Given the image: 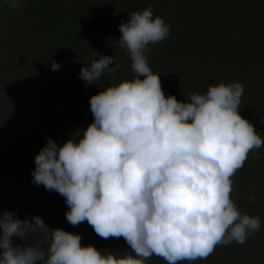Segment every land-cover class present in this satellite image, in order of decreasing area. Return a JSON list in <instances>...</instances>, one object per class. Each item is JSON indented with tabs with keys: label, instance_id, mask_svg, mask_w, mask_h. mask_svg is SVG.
I'll return each instance as SVG.
<instances>
[{
	"label": "clouds",
	"instance_id": "obj_1",
	"mask_svg": "<svg viewBox=\"0 0 264 264\" xmlns=\"http://www.w3.org/2000/svg\"><path fill=\"white\" fill-rule=\"evenodd\" d=\"M4 3L18 11L23 0ZM118 29L133 78L90 97L93 121L86 129L62 144L46 137L30 174L35 185L65 199L70 225L86 221L103 239L122 237L130 251L82 246L79 234L50 230L39 216L21 220L4 211L0 264H145L153 255L167 264H192L260 230V218L242 214L231 199L232 178L248 154L264 146L238 111L245 86H209L187 102L166 97L146 52L170 35V25L149 6ZM121 67L114 56H99L78 78L92 86L105 74L115 78ZM59 68L51 63L52 71Z\"/></svg>",
	"mask_w": 264,
	"mask_h": 264
},
{
	"label": "trees",
	"instance_id": "obj_2",
	"mask_svg": "<svg viewBox=\"0 0 264 264\" xmlns=\"http://www.w3.org/2000/svg\"><path fill=\"white\" fill-rule=\"evenodd\" d=\"M232 1L235 3L203 9L207 7L203 0H23L22 7L18 11H14L4 3V0H0V7H4L7 12L9 11L8 14H5L1 13L0 10V59H3V63L6 61L12 66H17L20 60L31 58L28 63L24 64V67L29 64V68L33 69L37 74L38 80L41 82L44 91L50 92L51 96H53V98L55 97V101L62 105L63 109L58 108L61 110L59 112L65 119L68 118L72 122L76 120L75 115L78 117L83 116L79 111L82 112V109L90 110L89 99L91 96L108 87L106 86L105 88L98 89L92 86H86L85 82L78 78L81 67L83 65L89 66L91 61L96 58L98 59L99 56H114L116 60L118 57H121L124 62H126V60L129 59L127 52L118 45L117 41L121 36L118 25H120L121 22L126 23L129 20V14L132 12H139L151 6L154 17L159 16L163 18L165 23L170 25L171 29L170 35L166 38L168 41L161 50L158 49L160 46L159 43H157L149 45L153 51L146 52L148 64L153 73L160 75L162 88L166 86L167 88L177 89L170 82L174 81V78L175 80L176 78L178 79L177 73L180 70L188 68L186 63L190 61L193 65L191 67H193L194 70V81H191L190 84L193 86V84H197L198 82V84H200L203 82V84L198 85V87L207 91L209 86L218 85L220 83L227 85L234 81L245 80L252 75L257 76L261 71L258 67H264V47H262L264 46V15L260 14V11L256 9L260 7V5L264 6V1H261L262 3L260 0ZM259 3L261 4L259 5ZM233 9H235V15L238 14L239 9H241L242 12L241 22L243 24L241 27L235 29L245 30L250 36V41L246 43V48H244L242 52H237L238 49L233 46V43H235L233 38L235 30L233 31V35L231 34L232 37L227 34V39H224L223 43L220 44L222 48L225 49L223 55L220 51L214 54L209 50L201 51V44H199V47L194 45L198 42L197 39L199 38L198 36H200L198 34L199 32H197L200 29L195 28V25L199 24V27H208L209 23H211L209 28L212 33V29L218 28L215 26L212 27V24L214 22L218 23L220 18L225 20L229 17L234 21L233 18L229 16ZM212 11H215L219 16L223 12H225V14L219 17L218 20L216 18L215 21L211 15ZM9 14L14 16H10ZM224 25L226 24L224 23ZM235 25L236 22H234L233 25L229 24L228 29H234ZM186 28L191 33L186 34ZM5 30L7 34L4 35L2 33ZM222 37V35H216L214 37V42L220 41L223 39ZM208 38L210 37L208 36L207 39ZM203 39H205V37H203ZM7 40L15 41L16 46H6L5 43ZM182 51H185L184 55H180ZM94 52L98 54L97 57ZM221 55L227 57V60L232 61L229 67H227V65H220L222 61ZM240 55H245V58L253 60L255 66L253 68L250 67L247 60L242 59L243 57ZM19 56L22 59H20ZM185 57H187L188 61L185 60ZM200 57L204 59L203 62L202 60L200 61ZM53 61L60 65L57 71L51 70V63ZM209 62H216L220 69H218V72L213 70L211 73L213 75L210 74L209 79H206L208 74L206 63ZM128 71L132 72V69L129 68ZM222 71L223 73L220 74ZM28 77L29 76H26L19 80L22 88H25L24 82ZM105 77L106 74L102 76L100 80L105 79ZM132 77L133 76L130 75V78ZM14 85L16 86V81L7 84L4 83L3 89H9V87H11L10 90H12V86ZM112 85L114 84L111 82L109 86ZM243 95L249 97V101H255L254 95H256V89L250 91L246 90ZM247 100L242 102L243 104L247 103L244 112L248 104H255ZM56 111L58 110L56 109ZM89 112L91 111H88V113ZM244 112H241V115H244ZM257 113H255V115L247 113V120H253L252 117H258L259 114ZM48 115L53 117L50 113H48ZM92 121L93 118L86 124L84 123V129H86ZM14 122L18 125V121L10 120L11 124ZM62 122L63 125H69V123H71L68 122L67 119L66 122ZM58 124L59 123L53 124L54 129L59 127ZM53 127L51 126V128ZM0 128H2L0 132H3V135H11L14 132L12 128L8 130L2 123H0ZM259 129L261 131L264 130L261 128ZM262 134L264 135V131ZM0 143H2L1 136ZM258 152L260 156L259 159L256 158V150L250 152L255 165L260 161V166L258 167L260 169L258 170L256 167L252 169L253 180H255V183L261 182L264 192V146H262ZM18 155L10 156L13 161L10 158H8V160L11 162L17 160L21 163H29L27 160L31 158L30 154L29 156L27 153L22 154L19 149ZM32 160L34 161V157H32ZM251 164H248L249 170L247 169V174L251 169ZM24 180H29V175L27 178L24 176ZM254 184L252 186H254ZM250 192L251 191L247 189L245 193L242 191L238 193L237 198L234 196V200H236L235 204L243 214H249L252 211L251 216H257L253 213V202L249 203V198L251 197ZM243 195H245V199H242ZM57 200L65 199L62 197L53 199L52 202H35L36 204L34 207H36V205L45 207L46 210H43V216H50L48 218H50L52 222L56 221L57 223L56 215H59L63 220L65 213L69 210L65 207L61 208L59 204H56ZM4 211L8 212V207L2 204L0 213ZM35 214L41 215L39 210L35 213L31 212L32 216ZM18 216H20V214H18ZM68 224V222L65 223L64 227ZM81 224L83 226H81ZM81 224L74 228L78 231L77 233L79 235L82 232L83 235H85V229V231H92V237H98L91 226L87 228L88 224L86 221ZM121 239L122 244L120 242V244L116 246L114 243V251L116 253L119 249H122L123 252L130 251L126 241L122 237ZM104 241L109 243V247H111V238L104 239ZM147 262L152 264V257L148 259ZM180 263L188 264V261ZM194 263L195 261L192 262V264ZM158 264H167V262H161V260H159Z\"/></svg>",
	"mask_w": 264,
	"mask_h": 264
},
{
	"label": "rangeland",
	"instance_id": "obj_3",
	"mask_svg": "<svg viewBox=\"0 0 264 264\" xmlns=\"http://www.w3.org/2000/svg\"><path fill=\"white\" fill-rule=\"evenodd\" d=\"M264 1V0H260ZM203 2L206 4L207 7H204L203 9L212 7H220L221 5L226 6L229 3H235L232 0H203ZM262 3V2H261ZM259 3V5L261 4ZM3 9V10H2ZM260 11V14L264 15V6L260 5V7H257ZM1 13L8 14L7 10L4 9V7H0ZM5 10V11H4ZM235 9L232 10L230 17L233 18L234 21L231 20V18L227 17L225 20L223 18H220L218 23L214 22L212 24V27H218L212 29L213 32L211 33V30L209 26L211 23H209L208 27H199V24L195 25V28L200 29L198 34L199 38L197 39L198 42H196L194 45L199 47V44H201V51L203 50H209L212 54L217 53L220 51L223 55L225 52V49L222 48L220 44L223 43L224 39H227V34L231 36L233 35V31L235 30V35H233L235 43H233V46L236 47L238 50L237 52H242L244 48H246V43L250 41V36L247 31L245 30H236L237 28L242 26V12L241 9L238 10V14H234ZM12 14V13H11ZM10 16H14L11 15ZM225 12H223L220 16L216 14L215 11H212L211 15L213 17V20L216 18L218 20L219 17L224 15ZM224 20V21H223ZM222 22V24H221ZM236 22V25L234 26V29H228V25H233V23ZM224 23L226 25H224ZM231 27V26H230ZM236 28V29H235ZM185 33L189 34V30L186 28ZM210 38L207 39L208 36H205L207 34ZM2 34H7V31H3ZM216 35H222L223 39L220 41L214 42V37ZM214 36V37H213ZM6 37V36H5ZM205 37V39H203ZM232 37V36H231ZM167 39L159 43V46L163 48V46L167 43ZM194 41V40H193ZM15 41L7 40L5 43L8 47H15ZM181 48L180 46H178ZM264 47V46H262ZM185 51H182L180 55H184ZM201 55V54H200ZM220 56L222 61L220 62V65L229 67V64H231V60H227V57ZM215 56V55H213ZM242 59L247 60V63L250 67H254L255 64L253 63V60L249 58H245V55L242 56ZM217 57V56H215ZM249 57V55H248ZM20 58V56H19ZM22 59V58H20ZM31 58H26L24 60H20L17 66H12L9 62L3 63V59H0V123L4 124L8 130L11 128L13 129V133L11 135H3V132H0L1 136V142L0 143V207L2 204L8 207V212L13 214H20L19 218L21 220L23 219H30L32 217L31 212H38L40 211V214H35L33 216H39L44 220V222L48 225L50 230L55 229H63L67 232L78 234L74 228L75 226H72L70 224L66 225L64 227V224L67 223L65 221L66 218L64 217L63 220L59 215H56V221L52 222L50 220V216H43L44 211L46 210L43 206H35V202H52L53 199H59L62 198V196L54 191H47L43 185H35L33 183V178L31 176V171L35 168V163L32 160V157L35 158V156L39 153L42 147L45 146L47 143L46 137H50L53 141L63 143L67 139L71 138L72 133H74L77 129H84L85 125L89 120H91L92 114L91 112L88 113L90 110L82 109L80 114L83 116H77L76 120H73L72 122L70 119L66 118L69 123V125H63L62 121L66 122L65 117L59 112L58 108H62V105L55 101V97L51 96L50 92L44 91L43 86H41V82L38 80V76L35 73V71L31 68H29V64L24 67L25 63H28ZM185 60L188 61L187 57H185ZM204 61L202 57H200V61ZM116 63H119L122 65V67L117 71V74L115 78L109 77L106 75L105 79L100 80L97 84L92 85L93 88L102 89L106 86H109V84L112 82L114 85L120 83L123 80H131L130 75L134 76L133 72H129L128 69L131 68V60L130 58L124 62V60L121 57H118L116 60ZM188 65V68L184 70H180L177 75L178 79L174 78V81L170 82L173 84L177 89L172 88H163L165 96L168 95H174L178 101L181 102H187V98L190 94L194 92H198L200 94L206 93L205 89L199 88L198 85L203 84L201 82L200 84H193V86L190 84L191 81H194L193 76V66L190 61L186 63ZM191 64V65H190ZM114 66V65H113ZM208 74L206 79H209L210 74L213 72V70L218 72L219 65L216 64V62H209L206 63ZM259 69L261 71L258 73L257 76H251L247 79H242L241 81H234V82H240L245 86V91L255 90L256 89V95H254L255 101H249L250 98L242 95L241 97V104L240 108L238 109L239 114L241 115V112H244L245 105L242 102L249 101L254 102V105L248 104L247 109H245L244 115H241L243 118H246V114L250 113L252 115H255V113L259 114L258 117L254 118L253 120H248L255 128L256 132L260 134L261 138L264 139V135L262 134L263 131H261L259 128L264 129V67L259 66ZM221 71V70H220ZM223 71L220 73L222 74ZM213 75V74H211ZM29 76L27 80H25L24 85L25 88H22L19 80L23 79L24 77ZM214 78V77H212ZM16 81V86L9 87V89H3L4 83H11ZM232 82V83H234ZM166 84V82H165ZM11 85V84H10ZM28 85V86H27ZM215 86V85H213ZM7 92H6V91ZM11 92V93H10ZM10 93V94H9ZM58 111H56V109ZM48 113L52 114L53 117H50ZM55 117V118H54ZM8 120V123H7ZM10 120L18 121V125L14 122L13 124L10 123ZM7 123V124H6ZM59 123L58 128L54 129L53 124ZM51 126L53 128H51ZM2 128H0L1 130ZM19 149L21 150L22 154L27 153L31 155V158L27 160V163H21L20 161L15 160L14 162H11L8 160V158L11 159L10 156H16L18 155ZM261 149V148H260ZM259 149V150H260ZM258 151V150H256ZM19 156V155H18ZM20 157V156H19ZM262 158V157H261ZM12 160V159H11ZM13 161V160H12ZM254 159L252 157V154H248V158L244 164V166L237 171L236 175L232 178L233 179V191L231 199L235 203L236 200H234V196H238V193L241 191L243 193L246 192V190H250L251 196H256V200L253 202V213L256 214L261 221V228L259 231L253 233L248 237L246 242L244 244L236 243L235 241L229 244L228 246H217L214 252L205 260H196L194 264H264V192L262 190L261 182L255 183V180H253V173L252 169L256 167L258 168L260 166V161L257 165L254 164ZM252 163V164H251ZM27 164V165H26ZM248 164H251V169L249 173L247 174V169L249 170ZM264 173V168H263ZM29 175V180H24ZM258 181V180H257ZM255 183V184H254ZM254 184V186H252ZM256 185V186H255ZM246 195V194H245ZM245 195L242 196V199H245ZM2 203V204H1ZM239 203V202H238ZM56 204H59L61 208L65 207L68 209V206L66 205L65 200H57ZM47 207V206H46ZM242 213V211H241ZM252 213V211H251ZM249 213L248 215H251ZM243 214V213H242ZM23 215V217H22ZM65 222V223H64ZM88 224V223H87ZM81 226H83L81 224ZM90 228V225L88 224V227ZM85 235H83V232L80 234L81 236V245L82 246H94L98 251H104L108 250L113 253H116L114 251V243L116 246L120 244L121 238H111V247L109 243L105 242L103 238L101 237H92L91 232L84 229ZM39 233L33 234L32 238L37 239L39 238ZM16 243H20L19 240L15 241ZM122 244V242H121ZM47 245H45L46 247ZM127 248V247H126ZM118 252H123L122 249H119ZM134 255V254H133ZM153 262L152 264H158L159 260L161 262H164L162 258L156 257L155 255L152 256ZM183 262V261H182ZM185 263V262H184ZM145 264H150L145 261ZM181 264V263H180Z\"/></svg>",
	"mask_w": 264,
	"mask_h": 264
}]
</instances>
